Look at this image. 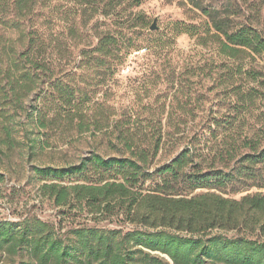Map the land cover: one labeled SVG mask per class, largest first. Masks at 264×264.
Instances as JSON below:
<instances>
[{
  "label": "trees",
  "instance_id": "1",
  "mask_svg": "<svg viewBox=\"0 0 264 264\" xmlns=\"http://www.w3.org/2000/svg\"><path fill=\"white\" fill-rule=\"evenodd\" d=\"M145 1L0 0V94L9 88L13 103L52 81L60 70L61 51L70 57L91 56L113 77L134 53L148 59L174 54L182 35L211 50L202 67L187 71H199L203 88L209 83V91L223 96L216 110H207L208 99L201 94L203 123L154 172L147 166L161 150L163 126L153 146L132 150L125 141L131 157L92 156L70 168H37V174L61 180L84 177L90 165L99 171L95 182L40 187L57 207L79 209L95 226L62 233L37 218L0 220V261L3 255L8 260L26 255L21 264H264V69L245 65L247 57L264 58V0H222L218 7L188 0L207 19V26L177 23L162 32H152L147 16L134 12ZM74 5L79 7L76 12ZM62 7L66 17L73 16L69 26H51ZM128 9L131 26H120ZM88 15L85 23L77 22ZM101 17L106 26L98 25ZM88 33L91 44L71 43L70 38ZM216 59L220 64L215 68ZM50 86L57 93L48 94L55 107L73 104V90L54 82ZM36 111L31 116L43 125L49 110L42 106ZM6 117L0 113L1 119ZM152 179L154 186L145 188ZM253 189L258 192L248 193ZM244 193L240 199L230 197ZM115 217L133 228L97 226Z\"/></svg>",
  "mask_w": 264,
  "mask_h": 264
},
{
  "label": "rangeland",
  "instance_id": "2",
  "mask_svg": "<svg viewBox=\"0 0 264 264\" xmlns=\"http://www.w3.org/2000/svg\"><path fill=\"white\" fill-rule=\"evenodd\" d=\"M198 1L203 6L214 7L220 6L222 2ZM231 1L234 3L236 0ZM253 1L250 0L248 4ZM243 6L246 12L248 5ZM77 8L74 5L73 10L76 12ZM140 11L147 16L148 26L157 20L156 26L160 32L168 26H178L177 23L207 26V19L188 0H146L134 10L135 13ZM63 12V7L56 11L57 21H53L51 26H69L68 20H72L73 16L66 17ZM130 12L129 9L123 12L120 26H131L133 16L129 15ZM88 17H78L76 20L85 23ZM41 18L39 16L37 20ZM93 25L94 22L86 26L90 29ZM98 25L106 26L103 17L99 19ZM90 35L88 33L82 38L74 36L70 38L71 43L76 46L91 44ZM174 47V54L163 58L148 59L143 53H134L113 77L107 76L104 66L91 56L70 57L61 51L57 59L60 70L51 82L73 90L75 100L70 105L63 103L55 107L57 103H50L53 97H48V94L53 93L57 97L50 86L51 82L40 85L37 92L18 103H13L9 88H6L0 94V113L7 116L5 119L0 118V220L20 222L26 218H37L55 226L62 233L79 226H95L87 213L79 209L57 207L52 199L40 192V187L46 183L70 185L73 182L85 183V180L95 182L100 178L99 171L90 165L84 177L71 176L61 180L43 177L35 170L70 168L92 156H101L106 160L131 157L125 141L131 142L132 150L153 146L161 126L164 134L161 150L156 158L149 159L148 171L154 172L186 145L188 138L203 123L201 94L208 99L207 110H216L215 103L220 102L223 96L215 95L216 91H209V83L203 88L204 79L199 77V71H187V68H193L194 71L202 67L205 60L211 58V50L197 46L196 39L187 35L178 37ZM215 62L216 68L220 61L216 59ZM245 65L249 69L261 71L264 69V58L247 57ZM190 92L191 100L188 99ZM42 106L49 110L43 125L31 116L32 113L36 116V109ZM77 109L82 113H76ZM189 109L194 110L193 114L187 115ZM33 140L37 142L33 143ZM154 183L153 179L147 181L145 188H151ZM256 192L258 190L253 189L248 193ZM244 195L230 197L240 199ZM97 226L123 231L133 228L116 217ZM213 233L228 237L237 235L236 231L215 230ZM5 257L2 256L0 264H21L23 258L8 260ZM23 260H27L26 255Z\"/></svg>",
  "mask_w": 264,
  "mask_h": 264
},
{
  "label": "water",
  "instance_id": "3",
  "mask_svg": "<svg viewBox=\"0 0 264 264\" xmlns=\"http://www.w3.org/2000/svg\"><path fill=\"white\" fill-rule=\"evenodd\" d=\"M156 22H157V20H155L154 23H153V25L150 27V30H151L152 32L157 31V30L159 29V28L156 26Z\"/></svg>",
  "mask_w": 264,
  "mask_h": 264
}]
</instances>
